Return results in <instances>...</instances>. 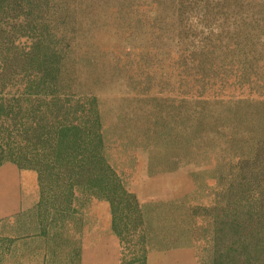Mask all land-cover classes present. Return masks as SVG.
<instances>
[{
  "label": "rangeland",
  "instance_id": "1",
  "mask_svg": "<svg viewBox=\"0 0 264 264\" xmlns=\"http://www.w3.org/2000/svg\"><path fill=\"white\" fill-rule=\"evenodd\" d=\"M143 1L20 0L2 10L1 137L33 157L0 166V264H244L245 237L264 224V133L232 141L204 187L191 172L154 178L143 158L167 133L154 127L160 106L149 99L147 121L132 131L114 99L131 75L125 83L112 65L98 75L89 66L86 38L131 40L122 17ZM154 2L162 23L179 27L168 42L183 48L173 52L177 78L223 88L238 104L264 97V0ZM92 6L101 27L86 19ZM191 47L202 49L197 69L186 68ZM214 49L226 57L206 69ZM147 74L146 91L155 79Z\"/></svg>",
  "mask_w": 264,
  "mask_h": 264
},
{
  "label": "bare ground",
  "instance_id": "2",
  "mask_svg": "<svg viewBox=\"0 0 264 264\" xmlns=\"http://www.w3.org/2000/svg\"><path fill=\"white\" fill-rule=\"evenodd\" d=\"M87 2L90 3V0H82L83 5ZM142 4L140 8L122 17L125 20L123 22L125 28L132 35L131 40L126 39L125 35L120 33L115 34L113 43L109 45H101L86 38L92 46L89 66L92 67V73L98 75L106 73L103 66L112 65L116 71L118 70V75L124 77L125 83H128L127 77L131 75L124 93L114 99H117L116 101L121 106L119 113L126 115V118L129 117V126L132 131L137 129L141 132L142 124L147 121L149 116L147 101H150L149 99L160 106L156 115L159 125L156 126L154 123V127L158 134L163 130H167V133L155 151L143 158V166L153 172L154 178L160 177L168 170L174 174L191 172L204 187L217 169H221L226 162L223 157L212 163L213 159L223 156L232 141H242L248 137V134L264 133V125H259L264 115V97L242 100L238 104L234 97L222 96L223 88L203 85L197 77L177 78L174 75L175 54L173 52H182L183 48H169L168 42L176 45L175 36L178 26L174 23L167 25L162 23L161 17L164 9L155 5L154 0H144ZM98 7L92 6L91 14L86 18L93 24V28L102 26L100 24L102 15ZM259 40L264 44V38H259ZM231 43H234L232 39L224 42L228 50L234 49ZM191 48L193 53L186 61L187 69L190 66L194 69L199 65V56L202 52L199 47ZM258 52L264 58V50L258 48ZM207 54L208 57L204 55L206 69L211 68L216 57L225 58L227 52L214 49ZM233 58H239V54ZM156 67L160 69L156 70ZM150 72L154 73L155 79L146 91L144 83L146 74ZM97 78L100 79L99 76ZM230 106H233L232 112L230 108L229 111L223 110V107ZM135 141L136 139L132 138V143ZM153 186L152 183L150 187L153 189ZM0 189H2L1 186Z\"/></svg>",
  "mask_w": 264,
  "mask_h": 264
},
{
  "label": "trees",
  "instance_id": "3",
  "mask_svg": "<svg viewBox=\"0 0 264 264\" xmlns=\"http://www.w3.org/2000/svg\"><path fill=\"white\" fill-rule=\"evenodd\" d=\"M20 0H0V14L3 9L7 7H11L15 4H18ZM2 71L0 70V75ZM4 108V102L1 98L0 91V110ZM5 110V108H4ZM13 114L14 112L11 111ZM2 114H0V123L2 121ZM1 126V125H0ZM106 133V132H105ZM33 156L30 154L17 153L12 150L11 145L9 143H4L1 137L0 132V166L6 160H13L17 163H22V161H29ZM22 160V161H21ZM260 226L264 228V224H258L256 234L255 232L251 235H246L244 241L245 247V257L244 264H264V229H260Z\"/></svg>",
  "mask_w": 264,
  "mask_h": 264
}]
</instances>
